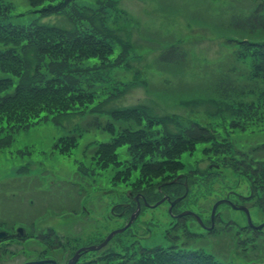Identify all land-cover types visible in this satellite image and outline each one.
<instances>
[{"label": "rangeland", "instance_id": "rangeland-1", "mask_svg": "<svg viewBox=\"0 0 264 264\" xmlns=\"http://www.w3.org/2000/svg\"><path fill=\"white\" fill-rule=\"evenodd\" d=\"M3 1L13 17L24 13L25 20L38 18L42 24L64 29L73 26L64 13L37 16L40 5ZM261 1L76 0L80 6H90L85 12L96 17L87 28L94 26L113 39L108 38L106 44L111 46L107 52L114 61L108 67L97 60L87 64L93 69L89 79L95 72L94 84L106 86L103 90L94 86L101 96L92 101V108L81 115L61 117L54 122L56 127L50 119L41 122L15 135L10 149L0 151V225L12 233L18 226L26 231L23 240L0 241V264L47 259L66 263L79 248L97 244L123 226L130 212L118 215L123 205L132 204L126 191L155 200L157 188L178 177L179 185L165 192L176 197L185 180L188 194L174 213L191 211L209 227L213 204L227 199L235 205L246 203L253 225L264 222V212L256 204L258 192L254 193L247 174L236 168L242 153L264 167V81L255 76L257 51L242 40L227 42L235 39L236 32L230 18L249 14ZM171 44L185 52L187 60L179 65L158 64L157 54ZM124 45L128 51L120 58ZM224 77L236 89L229 96L218 93ZM112 110L122 117L116 124L85 132L79 129H85L90 115L108 123ZM191 121L213 130V139L174 149L176 143L183 144L178 137H183ZM73 133L77 137L66 145ZM158 162L162 169L149 173L148 165ZM251 186L256 196L249 198ZM167 208V203L142 207L126 231L102 249L81 254L74 264H100L92 261L108 252L134 254L139 241L144 248L169 247L173 241L166 233L171 230L173 235L176 227L175 234L181 235L176 244L188 240L190 252L230 264H264V228L250 231L241 211L220 204L214 226L206 232L189 215L171 219ZM51 210L66 212L43 225L37 215ZM30 221L35 230L33 223L29 228ZM51 231L61 237H48L45 246L37 236ZM239 239L244 247L231 243ZM52 241H61L63 246L59 242L61 248L55 250Z\"/></svg>", "mask_w": 264, "mask_h": 264}, {"label": "trees", "instance_id": "trees-1", "mask_svg": "<svg viewBox=\"0 0 264 264\" xmlns=\"http://www.w3.org/2000/svg\"><path fill=\"white\" fill-rule=\"evenodd\" d=\"M26 1L29 7L40 5L35 11L37 16H44L45 13H64L73 26L64 29L42 24L38 18L25 20L24 13L13 17L10 14L9 4L0 0V151L9 148L13 137L20 131H25L48 119L57 123L56 120L61 117L81 115L88 108H92V101L97 96H101L97 89L103 90L106 86L103 82H101L103 85L94 84L95 72L89 79L88 75L93 69L87 64L91 60H97L102 62L101 65L108 67L114 61L110 59L111 52H107L111 47L106 44L109 37L101 29L97 31L94 26L87 28V25L92 24L96 18L91 16L93 13L88 15L85 12V8L90 9V6H80L81 3H77L76 0ZM45 1L48 3L41 6ZM91 9L95 10L93 7ZM229 24L237 33H233L235 39H227V42L242 40L245 45L257 51L254 63L255 76L264 81V2H259L247 15L232 16ZM100 28L105 29L106 27L100 26ZM124 46L125 50L121 51L122 55L119 54L120 58L124 57L128 51V47ZM155 60L160 65H179L187 58L185 52L171 44L165 46L157 54ZM224 78L217 86L218 93L229 96L236 89L230 87L233 84L230 78ZM98 80L100 81V76ZM89 117V121L84 123L85 129L79 128L81 131L94 130L105 125L109 127L122 118L116 115V110H112L107 116L108 123L97 115ZM214 135V131L208 126L191 121L182 131L183 137H178L183 144L176 143L174 149L194 142L210 141ZM73 136L77 137V135ZM73 136L67 139L66 145L74 142L75 137ZM167 149L168 147H163V150ZM236 165L242 173H247L255 179L263 173L261 168L250 171L244 158ZM160 169L162 165L159 162L150 163L147 171L156 173ZM136 182L138 183V180ZM255 183L260 184L261 182L256 179L253 184ZM262 197L258 204L264 211V195ZM51 211V214H46L44 211L45 214L37 216L40 219L58 216L55 211ZM32 223L35 230L33 221L29 222V228L32 229ZM184 234L190 236L186 232ZM48 237H52L53 240L57 238L51 231L47 235H38L37 239L47 241ZM241 243L240 240L237 241V245L244 247L245 245ZM184 244L183 248L177 246L151 249L140 247L134 254L129 255L108 252L92 262L104 264L103 261L107 260L105 264L107 262H112L111 264H222L200 253L188 251L186 249L190 245L188 240ZM54 246V249L61 247L58 241Z\"/></svg>", "mask_w": 264, "mask_h": 264}, {"label": "water", "instance_id": "water-1", "mask_svg": "<svg viewBox=\"0 0 264 264\" xmlns=\"http://www.w3.org/2000/svg\"><path fill=\"white\" fill-rule=\"evenodd\" d=\"M163 200H164V199H162L161 201H159L158 203H156V205H158L159 203H161ZM177 201H178V199L174 200L173 202L170 203V205H171V206L174 205ZM217 204H218V203H216V204L214 205L213 210H214V208L216 207ZM138 209H139V206H137V210H136V212L131 216V218H130V220H129V223L132 221V219H133V218L135 217V215L138 213ZM183 214H186V213H183ZM179 216H181V215H179ZM248 221H249V219H248ZM129 223H128L126 226H128ZM262 226H264V224L258 226L257 228H261ZM120 231H122V230L113 231L112 233H110V234L105 238V240H104L100 245H98V246H91V247H87V248L79 249V250L75 253L74 257H73L70 261H68L67 264H73L74 261L77 259V256H78V254H79L80 251L86 252V251H91V250H96V249L101 248L103 245H105V244L107 243V241H108V240H109V239H110V238H111L116 232H120ZM4 237H5L4 233L0 232V238H4Z\"/></svg>", "mask_w": 264, "mask_h": 264}]
</instances>
